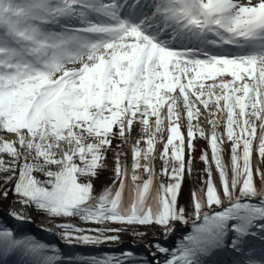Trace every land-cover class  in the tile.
Segmentation results:
<instances>
[{
    "label": "snow or ice",
    "instance_id": "obj_1",
    "mask_svg": "<svg viewBox=\"0 0 264 264\" xmlns=\"http://www.w3.org/2000/svg\"><path fill=\"white\" fill-rule=\"evenodd\" d=\"M196 134L211 155L185 207ZM114 140L130 146V167ZM108 151L114 179L97 194ZM0 174V200L11 192L22 209L100 226L57 223L68 245L98 248L159 226L164 240L146 243L156 264H264V0H0ZM177 223L191 230L169 245ZM10 255L152 264L133 251L65 257L0 218V260Z\"/></svg>",
    "mask_w": 264,
    "mask_h": 264
},
{
    "label": "trees",
    "instance_id": "obj_2",
    "mask_svg": "<svg viewBox=\"0 0 264 264\" xmlns=\"http://www.w3.org/2000/svg\"><path fill=\"white\" fill-rule=\"evenodd\" d=\"M181 130L182 131L184 130L183 132H185L186 134V128L182 123H181ZM141 135L142 133L140 131V127L138 126L137 135L135 136V139L139 138ZM117 144L120 145L119 149L117 150L125 153V155L121 157L122 161L127 162L130 167L131 154H128V149L126 145L124 143H121L119 140H114L113 141L114 149ZM194 145H195V150L191 153L192 171L191 174H188L186 171L182 184V191L179 197V203L185 207H187L190 203L191 190L192 189L199 190V188L201 187L202 180L207 178V174L204 171L205 164L200 159V157L204 151H208L209 158L211 155L207 140L203 137H200L198 134L195 135ZM223 148H224L223 151L224 162L226 164H230V144L227 143L226 147L223 146ZM160 150H162V145H159V148L157 150V159L156 161H154V166L157 172H159V170L163 167V162L159 160V156H158ZM188 155H189L188 150L186 148L185 149L186 165H187ZM114 157H115L114 151H108L105 154V162L107 164V167L99 170L98 178L93 180L94 188L97 194L101 191L102 188L111 185L112 180L114 179V173L112 171L114 167ZM212 167H213V175L216 176L218 182L217 185H218L219 176L218 173H216L215 171L214 165ZM34 174L39 179L42 180L45 179V177H43V175L40 173H34ZM160 179H162L165 183H167V177H160ZM13 200L14 197L11 192L9 193L7 199L0 200V218H3L6 221H8V223L13 227L21 226L27 234L33 235L37 239H40L44 242L56 244L60 248L62 254L65 255V257H71L74 255L88 254V253L96 254L97 252H104V251L115 252V253H119L121 251H133L137 257L150 260L152 261V264H156V261L153 260L151 256V252L155 251V249L154 248L149 249L148 247H146V243H153L157 240L159 241L164 240V233L159 226H154L151 228H143V227L136 228L135 229L136 232L145 233L142 235H136L134 234V230L132 228H128L126 231L119 233L118 241L102 244L98 246V248H90L75 244L68 245L63 241H61L58 235H54V233L60 231L58 228L55 227L57 223L69 222L75 224L78 227H82L86 229L96 228L100 226L93 222L81 221L79 220V218H75V217L63 218L62 220L59 218H52L47 216L44 212L35 209L34 206L22 209V206L19 203H14ZM5 208H8L7 213L3 212ZM10 210L31 211L30 212L31 219L29 222H23V224L21 225L20 222H17L13 220L11 217H9L8 213L10 212ZM108 227H120V225L109 224ZM175 228L177 229L175 235L168 239L169 245H173L176 240H178L180 237H182L191 230L190 224L184 225L182 223H177L175 225ZM252 243L258 244L259 242L253 240ZM0 264H23V258L19 255H10L5 259L0 260Z\"/></svg>",
    "mask_w": 264,
    "mask_h": 264
},
{
    "label": "rangeland",
    "instance_id": "obj_3",
    "mask_svg": "<svg viewBox=\"0 0 264 264\" xmlns=\"http://www.w3.org/2000/svg\"><path fill=\"white\" fill-rule=\"evenodd\" d=\"M182 124L184 125V122H182ZM201 124H202V126L205 128V130L207 131L208 130V128H209V125H204L203 124V121H201ZM137 129H138V125H136L135 126V130H134V132H133V139H135V136L137 135ZM184 131V130H183ZM220 131L222 132L223 131V129L222 128H220ZM224 147H226V143L224 144ZM158 148H159V146L157 147V150H158ZM156 161V160H155ZM213 179H214V181L216 182V183H218L217 182V178H216V176L215 175H213ZM7 211H8V208H5L4 210H3V212H6L7 213ZM27 213H28V215L30 216V212L31 211H27V210H25Z\"/></svg>",
    "mask_w": 264,
    "mask_h": 264
},
{
    "label": "water",
    "instance_id": "obj_4",
    "mask_svg": "<svg viewBox=\"0 0 264 264\" xmlns=\"http://www.w3.org/2000/svg\"><path fill=\"white\" fill-rule=\"evenodd\" d=\"M9 138H11V137H9ZM126 145V147H127V149H128V154H130V146L128 145V144H125ZM159 145H157V147H158Z\"/></svg>",
    "mask_w": 264,
    "mask_h": 264
},
{
    "label": "bare ground",
    "instance_id": "obj_5",
    "mask_svg": "<svg viewBox=\"0 0 264 264\" xmlns=\"http://www.w3.org/2000/svg\"><path fill=\"white\" fill-rule=\"evenodd\" d=\"M201 121H203V119L201 120ZM203 124L206 126L207 124L203 121ZM219 131H220V129H219Z\"/></svg>",
    "mask_w": 264,
    "mask_h": 264
}]
</instances>
